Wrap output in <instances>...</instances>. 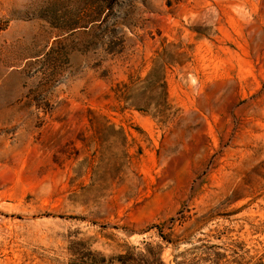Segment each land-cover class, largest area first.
<instances>
[{"label": "rangeland", "instance_id": "1", "mask_svg": "<svg viewBox=\"0 0 264 264\" xmlns=\"http://www.w3.org/2000/svg\"><path fill=\"white\" fill-rule=\"evenodd\" d=\"M215 253L264 254V0H0V264Z\"/></svg>", "mask_w": 264, "mask_h": 264}, {"label": "trees", "instance_id": "2", "mask_svg": "<svg viewBox=\"0 0 264 264\" xmlns=\"http://www.w3.org/2000/svg\"><path fill=\"white\" fill-rule=\"evenodd\" d=\"M216 256V264H224L222 263L220 257L221 255L219 253H215L214 254ZM239 256V253L237 252V254ZM244 258V256H239L238 259H242ZM225 264H229V263H225ZM236 264H243L242 262H240V260L237 261ZM246 264H264V254L261 255L260 257H250V259L246 262Z\"/></svg>", "mask_w": 264, "mask_h": 264}]
</instances>
